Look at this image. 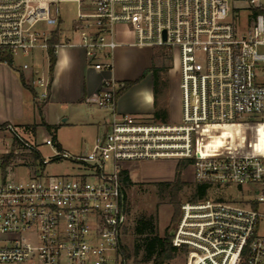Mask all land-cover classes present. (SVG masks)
Listing matches in <instances>:
<instances>
[{
	"label": "built area",
	"instance_id": "obj_1",
	"mask_svg": "<svg viewBox=\"0 0 264 264\" xmlns=\"http://www.w3.org/2000/svg\"><path fill=\"white\" fill-rule=\"evenodd\" d=\"M64 1L0 0V56L9 58L1 62L26 75L40 102L49 95L48 50L60 44ZM71 1L75 17L62 43L80 46L93 70L112 71L119 27L131 34L132 45L177 55L181 121L116 112L119 86L105 77L91 102L110 115L83 155L61 150L46 131L38 142L37 129L0 122V143L11 137L4 153L30 158L22 166H34L32 153L42 165L68 160L76 166L69 176H43L30 168L29 178L20 181L8 176L15 167L11 160L4 176L0 167V264H127L120 252L128 221L120 173L128 171V162L158 159H190L193 182L211 190L182 203L170 231L184 264H264V235L258 232L264 214L257 209L264 203V0H233L243 2L241 8L226 0ZM54 31L57 44L51 43ZM37 57L46 58L44 69ZM243 125L260 132L254 152L196 153L199 126ZM40 145L54 154L42 157ZM232 186L253 198L215 192Z\"/></svg>",
	"mask_w": 264,
	"mask_h": 264
},
{
	"label": "rangeland",
	"instance_id": "obj_2",
	"mask_svg": "<svg viewBox=\"0 0 264 264\" xmlns=\"http://www.w3.org/2000/svg\"><path fill=\"white\" fill-rule=\"evenodd\" d=\"M230 7L237 6L244 7L243 2H234L233 0H226ZM60 17H61V35L60 38L69 37L70 27L75 17L76 4L71 0H66L59 4ZM117 40L132 41V36L126 30L119 27ZM153 64L154 67H159L161 70L158 72V80L156 83V100L158 105L164 103V108L168 111V116L165 119H153L151 116L143 117L144 119H153L155 121H162L166 123H179L181 121L180 114V94H179V64L177 55L165 47H153ZM37 67H46V58L42 61L37 57ZM23 59L17 58L19 62ZM12 76H18L16 71L12 68L9 69ZM145 73V71H144ZM143 73V74H144ZM149 72H146L148 74ZM149 75V74H148ZM146 76V75H145ZM144 77V76H143ZM143 80V79H142ZM148 82V81H147ZM144 88V82L137 85L132 94L135 98H140L142 93H139ZM26 95L29 97L30 103L33 105L34 112L26 111L23 119L20 121L18 128H23L24 124H33V122H41L43 120V105L41 102H33L31 93L26 90ZM0 98L2 96L0 95ZM137 98V99H138ZM140 101L145 106L143 97ZM103 111L100 110L95 104H88L82 101L78 104H70L62 107L59 103L48 106V122L53 126L51 131H46L43 127H36L38 142L46 134L54 136L57 144L63 151L70 155L80 156L88 152L93 144L97 133L103 132L104 119H102ZM35 118V119H34ZM33 119L35 121H33ZM3 122V121H2ZM12 123V122H10ZM232 126H220L209 129L204 138V143L201 150V155H217L226 152L230 149L229 140L234 142L232 134ZM102 134V133H101ZM3 139L7 145L0 143V158L5 155V151H10L11 137L4 135ZM39 154L48 159V156L54 154V150L46 145L39 146ZM180 160L171 159H158V160H138L135 162H128V171H130V179L135 184L125 189L126 206L128 208V221L125 234L122 236L121 242L127 246H131L137 241L134 234L135 217L141 213L157 215V227L159 235H163L165 231H170L175 226L176 222L170 224V217L172 214V205L166 200L159 201L153 183L157 181L171 180L175 164ZM10 162H13L14 168L7 170L10 179L20 181L29 178L30 168H34L37 174L43 176H69L76 172V166L68 160H55L47 162L42 165L40 162L34 163L33 167H24L22 165L31 163V160L26 155L14 156ZM12 176V177H11ZM182 178L187 184L182 188L179 193V208L182 203L191 200V193L195 187L192 179L191 166L187 165L182 171ZM228 188V189H227ZM224 189H215V192L226 199L245 197L247 199L253 198V194L247 192L242 195L235 186L227 187ZM211 190L207 189V193ZM258 211L264 214V203H259L257 206ZM179 218V216H178ZM178 220V219H177ZM258 232L264 235V218H260L258 224ZM142 252H139L136 264H151V261H143L141 259ZM167 264H184V255L178 252ZM127 264H134L132 260H128Z\"/></svg>",
	"mask_w": 264,
	"mask_h": 264
},
{
	"label": "crops",
	"instance_id": "obj_3",
	"mask_svg": "<svg viewBox=\"0 0 264 264\" xmlns=\"http://www.w3.org/2000/svg\"><path fill=\"white\" fill-rule=\"evenodd\" d=\"M62 39L60 38V44L55 49L56 60L51 78L49 76L48 98L41 102L44 104L42 109L45 123L50 124L48 122L49 105L59 103L62 107H66L82 101L93 104L91 100L99 92L102 79L105 77H112L118 84V89L123 86L125 81L133 82L123 92L117 96L115 94L114 108L116 112L146 117L151 116L155 111H165L168 116V111L164 109L166 108L164 103L158 105L156 92L154 93L153 76L150 71L154 56L152 47L132 45L128 40H118L120 45L114 50L112 71L98 72L87 66L84 51L80 46L63 44ZM8 68L11 69L7 64L0 62V95L2 96L0 98V122H12L16 126H20L24 113L26 111L34 112L26 90L31 93L33 102L39 103V101L34 98L33 90L30 87L27 89L22 85L21 79L25 83L23 78H26V75L16 72L18 76H12ZM146 72H149V75ZM143 82L144 88L139 93H142L141 97H143L145 106L140 101L141 97H137V99L132 94L134 88ZM100 110L103 111L102 119L105 121L110 115V110ZM151 117L153 118V115ZM34 119L33 121H35ZM33 124L43 127L39 125L40 122H33ZM27 125L32 124H24V127ZM128 173L130 174V171Z\"/></svg>",
	"mask_w": 264,
	"mask_h": 264
},
{
	"label": "trees",
	"instance_id": "obj_4",
	"mask_svg": "<svg viewBox=\"0 0 264 264\" xmlns=\"http://www.w3.org/2000/svg\"><path fill=\"white\" fill-rule=\"evenodd\" d=\"M58 42L59 38L57 37L56 31H54L51 43L57 44ZM4 60L8 61L9 58L7 56H0V62ZM55 60V49L53 47H50L48 50V73L50 78L55 64ZM160 70L161 68L154 67V64H152L150 67V71L152 72L153 76L154 93L156 92V83L158 79V72ZM21 83L25 88L30 89L29 86H27L22 79ZM132 84V81H125L123 83V86L116 91V96L126 90ZM152 115L154 119H165L167 117L165 111H155ZM39 125L43 126L46 131H51L53 129L52 125L45 123L43 120L40 122ZM37 126V124H32L25 126V128H31L32 131H35ZM208 130V127L205 126H199L197 128L194 137L196 153H199L201 151L204 143L205 134ZM230 135L234 139V142H231V139L229 140L230 150L233 153L237 154H249L256 150L260 137V132L256 126L243 125L239 128L233 129V132ZM52 138L56 141L54 136H52ZM57 146L59 147L58 144ZM30 156L32 158V163H36L39 158V155L37 153H32ZM12 158V153L5 154L0 158V167L3 176L5 175L6 166ZM189 163L190 159L178 161L175 164L173 177L171 180L157 181L153 183L155 188V194L158 200H166L173 207L169 225L175 223L179 216V193L182 188L187 184V182L182 178V171ZM120 174L123 195L126 205L127 203L125 189L135 183L131 181L127 170H121ZM207 189L208 187L204 184H195V187L191 193L190 201H196L198 199L203 198L207 193ZM126 212L128 213L127 206ZM134 234L138 239L131 246H127L122 242L120 243V252L122 254L124 262L126 263L128 262V260H132V263L136 264V257L138 253L142 252L141 259L143 261H151V264H167L166 262L171 260L178 252H181L180 249L171 245V236L167 231H165L163 235H159L157 227V215L155 213H141L137 215L135 217Z\"/></svg>",
	"mask_w": 264,
	"mask_h": 264
},
{
	"label": "water",
	"instance_id": "obj_5",
	"mask_svg": "<svg viewBox=\"0 0 264 264\" xmlns=\"http://www.w3.org/2000/svg\"><path fill=\"white\" fill-rule=\"evenodd\" d=\"M169 234L172 235V232H170Z\"/></svg>",
	"mask_w": 264,
	"mask_h": 264
}]
</instances>
